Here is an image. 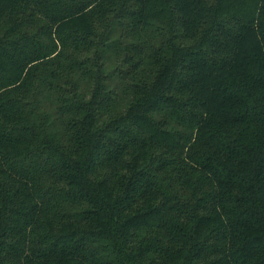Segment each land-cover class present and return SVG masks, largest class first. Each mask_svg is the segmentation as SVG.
Masks as SVG:
<instances>
[{
    "label": "trees",
    "instance_id": "16d2710c",
    "mask_svg": "<svg viewBox=\"0 0 264 264\" xmlns=\"http://www.w3.org/2000/svg\"><path fill=\"white\" fill-rule=\"evenodd\" d=\"M0 264H264V0H0Z\"/></svg>",
    "mask_w": 264,
    "mask_h": 264
}]
</instances>
